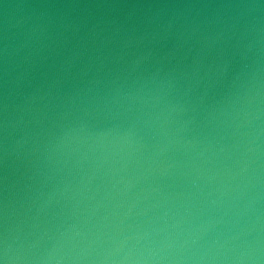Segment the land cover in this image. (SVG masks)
I'll return each mask as SVG.
<instances>
[{"label": "water", "instance_id": "obj_1", "mask_svg": "<svg viewBox=\"0 0 264 264\" xmlns=\"http://www.w3.org/2000/svg\"><path fill=\"white\" fill-rule=\"evenodd\" d=\"M0 264H264V0H0Z\"/></svg>", "mask_w": 264, "mask_h": 264}]
</instances>
